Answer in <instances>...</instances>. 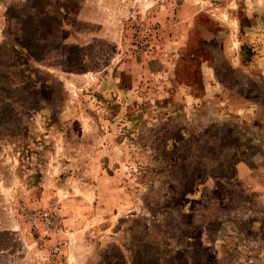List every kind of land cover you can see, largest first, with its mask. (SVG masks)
I'll return each mask as SVG.
<instances>
[{"label": "rangeland", "instance_id": "rangeland-1", "mask_svg": "<svg viewBox=\"0 0 264 264\" xmlns=\"http://www.w3.org/2000/svg\"><path fill=\"white\" fill-rule=\"evenodd\" d=\"M262 193L264 0H0V264H264Z\"/></svg>", "mask_w": 264, "mask_h": 264}, {"label": "crops", "instance_id": "crops-1", "mask_svg": "<svg viewBox=\"0 0 264 264\" xmlns=\"http://www.w3.org/2000/svg\"><path fill=\"white\" fill-rule=\"evenodd\" d=\"M99 30L102 31L101 27L99 28ZM260 197L263 198L264 193H262ZM213 203L214 204H210L208 207V216H206L207 224H215L218 227V231L215 234H221V230L230 225L229 218L227 217L228 207L218 202ZM210 233L211 232L207 229V225L204 224L200 234V242L204 244V246L210 247L212 245L211 242L208 243V241H206V236ZM216 242L221 243L222 241H215L214 243ZM211 248H214V250H218L219 247L215 245L214 247L211 246Z\"/></svg>", "mask_w": 264, "mask_h": 264}]
</instances>
